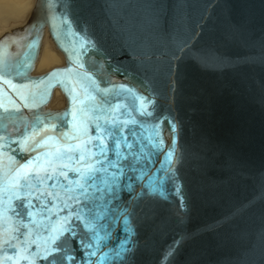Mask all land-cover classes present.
Here are the masks:
<instances>
[{"label": "water", "instance_id": "95a60500", "mask_svg": "<svg viewBox=\"0 0 264 264\" xmlns=\"http://www.w3.org/2000/svg\"><path fill=\"white\" fill-rule=\"evenodd\" d=\"M45 28L65 64L32 76ZM5 51L0 264H71L78 238L94 255L75 264H120L98 238L123 232L124 209L130 264H165L170 249L167 264H264V0H37L21 51ZM55 89L66 105L47 110ZM133 152L151 153L142 181L127 179ZM152 175L164 183L149 195Z\"/></svg>", "mask_w": 264, "mask_h": 264}, {"label": "snow or ice", "instance_id": "6c2138e0", "mask_svg": "<svg viewBox=\"0 0 264 264\" xmlns=\"http://www.w3.org/2000/svg\"><path fill=\"white\" fill-rule=\"evenodd\" d=\"M60 0H49V4H53V3H59ZM65 4L67 5L68 0H64ZM63 15L67 14V9L65 8L62 12ZM116 71H120V69H116ZM3 74V69L0 68V75ZM126 74V73H125ZM122 89H125L124 85L120 86ZM128 92H134V89H125ZM151 88H149V92H151ZM139 99L144 101L145 105H150V109H145L143 111H139V115L143 116V117H151L154 115L155 112V96L154 95H149V96H139ZM135 110V109H134ZM13 116V113L8 112L7 110L5 111H0V130L5 128V123L4 121L11 119ZM59 118V117H58ZM66 123V121H65ZM58 127V126H56ZM99 125H96L97 130H99ZM178 129H179V125L177 124V122L175 120H170L169 123V131L171 132V134L174 137L173 140V145L171 146V148L168 149L169 152L173 151L176 147V138L178 137ZM19 131V129L17 130ZM108 131H112V129H108ZM23 134V133H22ZM99 135V133H98ZM116 143L112 149L113 152H115L116 154V161L111 165L113 168H115L117 166V164H119L121 157L120 152L118 151L119 148V129L116 130ZM18 142V141H17ZM125 148H127L129 151H131L132 145L128 144L127 142L125 143ZM155 150L159 151V152H163L164 149L161 148L159 146V144H157L155 146ZM18 151H23V149H18ZM143 149H140V152L143 153ZM100 155H104L105 154V150L101 147L100 148ZM151 155V153H149L148 156H144L143 161L139 160L138 158H136L135 153H132V157H133V161H132V171L134 172H139L138 175H136L135 177H127L128 180H138V181H142L144 179L145 176H148L149 173V169L148 168H138L137 165L142 164V163H148L149 162V156ZM124 159H127V157H123ZM29 163H32L31 160H29ZM152 164L155 163V161H151ZM169 163L167 156L165 157L164 161L161 162V168H163L165 165H167ZM120 173L123 174L126 169L121 165L120 169H119ZM61 175H64V173H61ZM48 179H52L51 175L47 176ZM169 179H173V181L175 182V173L173 172L172 175L169 177ZM155 181V183H154ZM112 183L115 184L117 183V177L113 176L112 177ZM164 181L162 180H158L157 177L155 175L149 176L148 177V181H147V189H148V194H154L158 191H162V185H163ZM127 187V185H125ZM177 190L179 189V185L176 184L175 185ZM112 189H109V191H111ZM117 196H119V194H116ZM131 195V194H130ZM141 195H144V193H141ZM19 199V197H18ZM181 208L184 212H187V206L183 204V202L181 203ZM124 214H125V219L123 221L125 228L123 229L122 233H112V234H108L102 238H98V239H104L106 241H108L109 243H111L112 247L109 248V252H115V254L117 255V257H119L120 259V264H130V257L132 255V253L135 251V245L132 241V239H130L131 234L133 233V229L130 228L128 225L130 223L129 219L127 218V209H124ZM92 244V241L90 239H86V238H78V243L75 246V249L71 251V256H72V262L71 264H75L76 259L78 258L76 256V252H83L87 257H91L94 255V253L90 250L86 251V249L89 248V246ZM177 246H179V241L176 242ZM57 247H62L64 249H67V244H66V238H65V242H61L60 244H57ZM105 247H107V244L105 245ZM67 251L65 253V258L67 257ZM174 254V249H170L168 253L165 254V264H167L168 259ZM43 259L47 260L49 259V257L45 256L43 257Z\"/></svg>", "mask_w": 264, "mask_h": 264}, {"label": "bare ground", "instance_id": "6f19581e", "mask_svg": "<svg viewBox=\"0 0 264 264\" xmlns=\"http://www.w3.org/2000/svg\"><path fill=\"white\" fill-rule=\"evenodd\" d=\"M37 0H0V48H5L8 58L21 51L22 42L30 34ZM64 56L50 38L47 29L42 31L41 41L32 76H39L49 70L64 66ZM66 101L59 89H55L45 109L58 111Z\"/></svg>", "mask_w": 264, "mask_h": 264}]
</instances>
